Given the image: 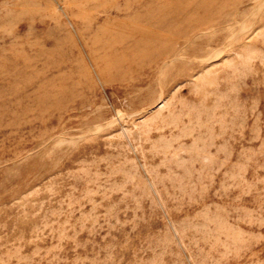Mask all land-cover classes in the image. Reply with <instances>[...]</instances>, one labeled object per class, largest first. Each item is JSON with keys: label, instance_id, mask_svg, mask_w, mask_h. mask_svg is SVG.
Here are the masks:
<instances>
[{"label": "rangeland", "instance_id": "obj_1", "mask_svg": "<svg viewBox=\"0 0 264 264\" xmlns=\"http://www.w3.org/2000/svg\"><path fill=\"white\" fill-rule=\"evenodd\" d=\"M0 264H264V0H0Z\"/></svg>", "mask_w": 264, "mask_h": 264}]
</instances>
